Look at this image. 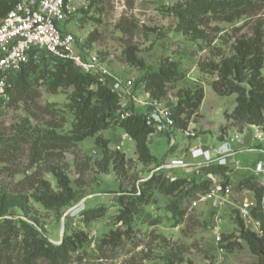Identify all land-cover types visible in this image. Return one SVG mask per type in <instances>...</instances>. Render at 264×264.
Listing matches in <instances>:
<instances>
[{
	"label": "rangeland",
	"instance_id": "374dc122",
	"mask_svg": "<svg viewBox=\"0 0 264 264\" xmlns=\"http://www.w3.org/2000/svg\"><path fill=\"white\" fill-rule=\"evenodd\" d=\"M94 1L91 7L92 0H74L77 9L69 21V29L80 50L97 54L107 68L121 78L138 80L147 69H158L168 60L175 63L186 77L168 84L167 97L162 101L172 110L186 92L203 88L205 97L192 116V127L201 140L216 149L222 146L221 136L224 139L227 134L234 136L235 130L248 132V135L255 131L228 118L236 106L237 95L218 94L212 88L217 75L202 71L200 64L220 62L224 56H231L236 40L253 37L257 28L261 27L264 33V0H257L261 4L258 9L234 22L213 19L204 28V38H196L178 27V17L171 9L185 0ZM123 1L125 8L121 9ZM93 33L95 40L86 43ZM130 57H135L144 67L131 64ZM72 91L73 88L68 87L52 93L45 84H39L34 86L30 99L19 100L5 94L0 97V211L7 210L0 214V219L22 218L34 224L54 244H60L62 228L64 234L66 231L87 233L89 241L66 264H169L170 259L175 264L188 261L258 264V259L239 237L235 220L239 206L254 193L240 188L236 180L251 173L249 167L259 158L264 160L263 152L238 153L236 158L244 169L238 171L231 184L229 203L221 206L214 198H209L193 206V201L202 194L168 195L152 187L137 203V211L124 222L119 218L123 209L117 199L119 194L140 195L145 188L142 183L159 173L161 161L168 157L188 159L196 140L172 131L177 144L170 152L169 135L152 136L149 144L158 162L152 165H144L138 159L135 141L118 127L101 131L66 150L51 148L49 136L52 133L73 134L75 120L68 106ZM117 145H121L122 150H117ZM261 145L264 147V142ZM120 160H124L121 166ZM52 167L61 169L71 178L76 196L61 210L47 209L31 196L41 179L58 190ZM174 171L180 177L187 176L183 169ZM211 179L212 187L221 182L220 176L214 175ZM259 179L263 184L264 178ZM20 195L29 198V216L13 206ZM82 201L84 203L77 207ZM86 207H104L105 215L86 224L81 216V210ZM180 211L183 215H179ZM155 219L158 222L152 224ZM217 219L219 233L214 229ZM112 232L119 234L117 243L102 244V239L110 237ZM228 235L230 238L222 243L223 236ZM231 241L238 244L233 248L223 246ZM38 264L46 263L39 261Z\"/></svg>",
	"mask_w": 264,
	"mask_h": 264
},
{
	"label": "trees",
	"instance_id": "16d2710c",
	"mask_svg": "<svg viewBox=\"0 0 264 264\" xmlns=\"http://www.w3.org/2000/svg\"><path fill=\"white\" fill-rule=\"evenodd\" d=\"M263 1V0H262ZM95 1L92 0V7ZM261 6L257 0H185L175 5L171 11L178 17V27L185 33L196 38H204V28L213 19L234 22ZM13 7L11 0H0V15H5ZM86 12L85 9H82ZM101 9H98V13ZM261 28V27H260ZM260 28L254 31L253 37L238 38L233 46L234 53L224 56L220 62H202L200 69L210 74H216L218 79L212 82V88L220 95L236 94V106L228 118L248 127L252 124L261 126L264 131V33ZM95 40L94 33L87 38L86 43ZM131 64L144 67L135 57H130ZM54 68V69H51ZM186 73L172 61H166L158 69H147L137 80V85L144 84L145 89L156 99L167 97L168 84L183 80ZM41 82V83H40ZM10 84V86H9ZM45 84L50 92L57 93L60 88L72 87L70 103L68 104L74 115L73 134L58 135L52 133L50 147L66 150L72 144L83 141L88 137L111 128L123 129L134 141L138 159L144 165L157 162L152 153L149 137L153 133V125L148 123L143 113L132 109L130 116L121 118L119 96L111 91L109 86L103 85L97 74L84 73L69 59L43 57L40 63L29 62L16 71H11L5 85V95L16 96L17 99L31 98L35 85ZM3 94L0 93V97ZM205 97L204 89L188 91L172 108L175 119V132L186 129L194 113L199 109ZM2 99L0 98V107ZM250 128V127H249ZM222 140L223 137L221 136ZM97 142L100 138H96ZM175 146H171L172 152ZM124 156V155H123ZM42 157L39 156V159ZM124 163L120 160L119 166ZM163 163L160 162L159 166ZM51 172L57 179L58 190H54L47 180H39V186L32 193V197L47 209L61 210L75 200V192L71 185V178L61 169L52 167ZM233 168L211 162L200 166L185 177L173 172L174 178H168L170 171L160 169L147 181L142 183L144 190L140 195L129 196L119 194L117 197L123 206L119 218L128 222L130 214L137 211V203L146 196V191L158 187L168 195L184 194L195 196L198 193L206 195L212 189L211 176H220V184L225 187L232 184L236 178L231 176ZM157 174V175H156ZM260 177L253 172L245 174L244 179H237V185L254 193L257 206L253 208V217L260 221L262 234H258L246 224L236 211L235 220L239 226V237L248 245L251 253L258 259V264H264V184ZM13 206L23 210L29 216L27 196L16 197ZM104 207L84 208L81 210L83 221L88 224L105 215ZM0 211V214H5ZM183 215V212H179ZM234 216V215H233ZM158 221L152 220V224ZM119 234L112 232L110 237L102 239V244L117 243ZM231 235L223 236L222 243ZM88 235L84 232L70 233L66 231L60 244H54L43 235L34 224L22 218L0 219V264H66L70 263L75 252L80 253L83 245L88 242ZM237 241L225 245L233 248ZM169 264H175L170 259ZM186 264H194L192 261Z\"/></svg>",
	"mask_w": 264,
	"mask_h": 264
},
{
	"label": "built area",
	"instance_id": "2783aa9c",
	"mask_svg": "<svg viewBox=\"0 0 264 264\" xmlns=\"http://www.w3.org/2000/svg\"><path fill=\"white\" fill-rule=\"evenodd\" d=\"M13 7L5 15H0V93H5L6 80L11 71H16L22 65L34 62L40 63L43 57L63 58L71 60L75 66L84 73L97 74L103 85H108L111 91L120 98L121 118L131 115L132 109L145 115L148 123L153 125V133L149 137L157 135H169V145L175 146L177 141L172 135L175 128V119L172 110L165 103L153 98L142 83L137 85L133 77L121 78L113 74L100 60L97 54H87L80 50L75 35L69 29V21L73 17L77 7L74 0H11ZM125 8V3L121 9ZM190 121L186 129H178L182 135L196 140L190 148V160L180 157H168L163 160L159 169L170 171L168 178H174L173 172L183 169L187 175L198 171L200 166L215 162L219 165H230L233 168L231 176L237 177L238 171H242L237 153L261 151L264 153V131L261 126L252 124L249 127L255 131L250 137V143L244 135L237 132L234 136H227L220 148L207 147L201 140ZM260 143L259 145L255 144ZM238 144V149L232 145ZM117 150H122L117 145ZM214 149V150H213ZM255 175L264 178V160L259 158L249 168ZM245 170L244 172H246ZM264 184V183H263ZM231 184L223 187L220 183L212 187L211 191L199 199L198 202L214 198L218 205H225L230 201ZM257 206L254 196L246 198L239 206V216L245 220L251 229L262 234L260 221L255 219L252 210ZM219 220H216L214 229L219 233ZM217 233V234H218ZM224 249L221 248V251ZM221 260V259H220ZM223 262V261H221Z\"/></svg>",
	"mask_w": 264,
	"mask_h": 264
},
{
	"label": "crops",
	"instance_id": "0c3cea01",
	"mask_svg": "<svg viewBox=\"0 0 264 264\" xmlns=\"http://www.w3.org/2000/svg\"><path fill=\"white\" fill-rule=\"evenodd\" d=\"M250 130H252V129H250ZM230 131V130H229ZM228 131V132H229ZM238 131L237 130H235V134L237 133ZM253 132L254 131H250V135H248V132H244V133H242L243 135H244V138H245V140L247 141V142H249V144L251 145L252 143H250V137H251V135L253 134ZM246 133V134H245ZM234 134V135H235ZM241 134V133H240ZM227 136H229V134H227ZM226 136V137H227ZM220 141H224V138H223V140L222 139H220ZM205 142V141H204ZM206 143V145H207V147H211V148H215L214 146H210L209 144H208V142H205ZM256 144V143H255ZM260 143H257V145H259ZM233 146V148L234 149H238V144H234V145H232ZM214 150V149H213ZM237 155H238V153H237ZM236 155V156H237ZM188 160H190V157L188 156ZM250 168V167H249Z\"/></svg>",
	"mask_w": 264,
	"mask_h": 264
},
{
	"label": "water",
	"instance_id": "95a60500",
	"mask_svg": "<svg viewBox=\"0 0 264 264\" xmlns=\"http://www.w3.org/2000/svg\"><path fill=\"white\" fill-rule=\"evenodd\" d=\"M84 203V201H82V202H80L78 205H77V207L78 206H80V205H82ZM62 237H61V239L63 238V236H64V230H63V228H62V235H61ZM62 241V240H61ZM61 243V242H60Z\"/></svg>",
	"mask_w": 264,
	"mask_h": 264
}]
</instances>
